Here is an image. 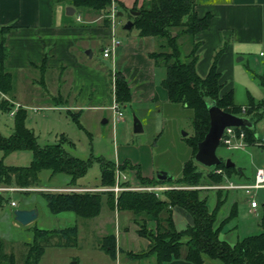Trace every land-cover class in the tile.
<instances>
[{
  "label": "trees",
  "instance_id": "1",
  "mask_svg": "<svg viewBox=\"0 0 264 264\" xmlns=\"http://www.w3.org/2000/svg\"><path fill=\"white\" fill-rule=\"evenodd\" d=\"M59 1H67L75 8H88L107 14L112 0ZM196 4L197 0H149L144 5L134 6L131 10L137 14L133 15L131 12L129 15L131 29L135 28L139 37L152 36L158 41V50L151 53L150 57L155 66L162 64L165 69L160 84L167 92L168 102L192 112V134L186 140L191 157L185 161L177 178L169 181L147 179L141 176L138 167L135 168L127 161L118 166L125 172L136 169V177L141 184L139 188L171 187L159 191L163 193L162 198H159L158 192L130 189L132 187L128 182L118 183L119 181L117 185L122 190L115 193L113 191L116 186L115 163L101 158H81L70 154L66 149L70 141L63 135H60L57 143L39 146L33 132L25 126L26 110L20 106L13 115L12 132L7 136L0 133V152L7 155L15 151H29L32 158L26 166L4 165L0 159V185L6 188L13 186L17 189H26V192H30L28 191L30 188L37 187L38 174L42 170H49L51 174H66L72 183L85 175L93 158L100 165L99 188L103 190L38 191L44 197L50 213L73 212L78 217L93 218L99 214L102 197L106 196L109 208L128 211L137 217L143 216L134 219V222L138 225L137 234L146 238L149 244L145 250H140L136 254L128 253L132 259L154 257L155 264H168L181 257V248L184 246V260L190 264H203L205 259L217 260L220 264H264V214L260 218L261 231L258 234L235 240L220 237L223 226L236 216L237 202L236 197L231 199L227 216L222 220L217 219L220 208L229 198V193L235 191L211 187L222 185L225 180L241 177L242 171L236 169L235 165L226 167L225 162L221 161L206 174V182H201L202 174L196 170L192 161L197 143L204 138L209 128L206 107L208 102L214 101L216 106L225 112L249 118L253 126L241 128L245 132L246 146L258 144L259 138L254 126L264 118V97L259 101L249 98L247 106H239L234 103L233 89L224 90L225 84L217 68V58L221 50L214 55L204 76L196 71L199 42H191L185 59L181 58L179 36L193 38L207 29L211 21L209 13L202 16L196 13ZM105 21L109 25L107 18ZM10 30V26H0V111L7 113L15 108L14 103L9 100L13 89L12 74L4 67L6 59L4 43ZM108 75H111L110 71ZM252 75L257 77L264 93V73L257 75L253 72ZM114 76L115 99L120 105L127 104L130 101L128 84L121 73L115 72ZM70 115L78 123V116ZM216 169L221 170V173H215ZM250 181L247 180L245 183ZM173 207L185 210L191 218V223L182 230L175 227L171 213ZM146 220L156 222L155 234L147 230ZM34 236L33 245L25 244L29 249L21 264H38L43 251V246L37 243L38 238L61 237L75 242L77 228L73 226L53 230L34 229ZM100 249L115 260L114 234L102 238ZM0 264H18L14 255L4 250L1 239Z\"/></svg>",
  "mask_w": 264,
  "mask_h": 264
},
{
  "label": "crops",
  "instance_id": "2",
  "mask_svg": "<svg viewBox=\"0 0 264 264\" xmlns=\"http://www.w3.org/2000/svg\"><path fill=\"white\" fill-rule=\"evenodd\" d=\"M67 7L73 8L72 15H66ZM195 11L199 16L206 13L211 15L207 29L196 34L193 38H186V47L189 50L191 42H199L196 62V71L199 75L204 76L207 73L214 55L219 50L221 53L217 58V68L221 73V80L225 84L224 90L232 88L229 86L233 84L236 63L246 62L248 68L257 75L264 73V55H261L264 52V0L211 2L197 0ZM106 18L104 11L75 8L67 1L0 0V26L11 27L5 37L6 59L4 67L12 74L13 80L14 76H18L25 82L23 85L30 84L31 87L37 82L39 85L38 88L35 87L30 92V95H25L24 99H15L13 82L9 100L14 105L25 109L63 110L66 114L70 113L78 117L84 111H94L96 116H106L107 118L111 116L112 119L113 115L109 107L113 97L108 73L114 71L123 75L130 89V101L120 105L121 110L125 106L138 104L167 103V92L160 84L164 76L159 81L156 80L157 66L150 57L151 53L158 50V41L155 37H139L136 32L126 34L124 38V35L118 33L116 38L117 30L114 26V38L119 41V45L113 50L112 56L108 57L110 68L105 67L107 65L104 63H95L92 60L94 47H98L101 51L110 43L111 29L106 24ZM13 70L16 72L15 75L12 73ZM30 71L37 72V76L31 74ZM20 82L18 81V83ZM47 96L49 99H46ZM108 120L104 119V122H108ZM58 135H64V133ZM125 161L135 168L138 167L141 176L147 179H156L155 173L160 172L159 169L155 171L148 146L139 145L138 147L124 148L121 151V157L118 155L117 160L113 162L122 177L129 174V183L134 185L132 189L135 190H139L140 187L136 177V169L128 170L125 173L118 167ZM254 171L252 176L246 180H252ZM121 179L118 183L121 182ZM135 184L139 185L135 186ZM36 186L30 190L100 189V184L89 187L80 184L77 180L71 183L66 178L58 186ZM106 204L109 208L107 199ZM10 206H12L11 203ZM32 208L37 210L38 217V208L33 202L16 209ZM109 210L114 220V233H112L115 237L116 256L114 261L115 264H125V262L127 264L129 259H132L127 255L128 253L136 254L140 250H145L149 244L146 238L137 234L138 225L134 222V219L143 216L127 215L128 211H118L116 208H109ZM68 213L73 212L50 213L49 219L66 221ZM171 213L177 230H182L191 223V218L185 210L173 207ZM97 217L98 215L93 218L96 219ZM33 221L21 225L14 220L13 212L3 211L1 216L4 228L10 227L20 231L30 229ZM146 228L155 234L156 222L146 220ZM4 232L5 230L0 228L1 239ZM220 237L224 238L222 235ZM184 253L185 247L183 246L181 257L168 264H190L184 260ZM149 258L144 259L145 263L155 264V260L149 262ZM203 264L209 263L205 259Z\"/></svg>",
  "mask_w": 264,
  "mask_h": 264
},
{
  "label": "rangeland",
  "instance_id": "3",
  "mask_svg": "<svg viewBox=\"0 0 264 264\" xmlns=\"http://www.w3.org/2000/svg\"><path fill=\"white\" fill-rule=\"evenodd\" d=\"M148 1L149 0H114L116 6V38L118 37V33L124 35V38L126 34H134L137 32L135 28H132L130 31H125L123 26L129 20V15H131V9L133 7H139L146 4ZM204 1L211 2L223 0ZM118 13L120 14L118 15ZM187 37L188 36L180 35L178 38L179 51L183 60L189 50V48L186 47ZM92 60L95 63H104V65H107L105 67L110 68L109 58H103L98 47L93 48ZM248 67L246 62L236 63L234 80H232L233 84L229 86L233 89L234 103L239 106H247L249 104V98L259 101L264 97L263 89L257 77L252 75L253 71L249 70ZM164 72L165 69L162 64L161 66H157L155 71V78L157 81L165 75ZM12 73L14 74L16 72L13 70ZM30 73L37 76V72L35 71H30ZM18 81L21 82L18 83ZM13 82L15 85V99H24L25 95H30V92H32L35 87L38 88L39 86L38 82L34 83L31 87L30 84L23 85L25 82L18 76H14ZM46 99H49V97L47 96ZM21 102L24 103V101ZM24 104L28 105L26 102ZM25 110V126L33 132L37 144L41 147L59 142L60 135L58 134L64 133L63 136H67L66 138L70 141V145L66 146L70 154L81 158L95 157L107 161H114L117 160L118 155L121 157V151H123L124 148L144 145L149 147L155 171L159 169V171L168 172L173 178H177L180 175L183 163L190 159V150L186 140L192 134V112L180 105L171 104L169 102L162 104L159 102L157 105L154 103H146L125 106L122 110L123 120L116 122L114 127L111 116L110 118L106 116L99 117L94 114V111H84L79 115L77 123L63 110ZM133 115H135L142 124L143 131L141 133L133 132ZM104 119L109 120L108 122H104ZM12 129L13 116L10 115V113L0 111V133L7 136L12 132ZM254 130L259 138L258 144L256 145H249L244 148H224L219 145L217 148L216 154L221 161L225 162L226 159H230L234 163L236 169L242 171L241 177L225 180L223 184L245 183L247 181L246 179L252 176L256 167L264 168V118L255 124ZM31 158V152L29 151H15L7 155H3L0 152V159L4 165L26 166L29 164ZM192 161L196 170L202 174L201 182H206V174L212 171L213 167H205L194 159ZM51 175L49 170L40 171L37 185L41 187H53L61 185L64 178L69 181L71 180L66 174L59 173ZM128 175L121 179V183H129L130 178ZM99 177L100 165L97 160L92 158L91 165L87 172L84 176L78 178L77 182L93 187L99 184ZM129 185L131 187L134 186L131 185V183H129ZM138 185L139 184H135V186ZM149 187L155 186H147L146 188ZM0 188H2L1 185ZM11 188L15 187L12 186ZM30 189L28 190L30 192H26V189L0 191V228L5 230L2 234V239H0L4 243V250L8 253H12L18 264L22 263V259L29 249L25 244L33 245L34 243V229L53 230L55 227H57V229H65L73 226L77 228L75 242L61 237L52 238L50 236H45L38 238L37 243L43 246L42 255L39 258L38 264H115V261L100 249L102 237L114 233L113 215L110 214L111 211L107 207L106 196L102 197L100 215L98 214L96 219L78 217L73 213H68L69 215H67L68 218L66 221L62 219L55 221L53 218L49 219L51 215L46 201L40 192H38L44 190L39 189L36 191L37 189H35L34 191ZM157 195L159 198L163 197L162 192H158ZM213 196L214 193H212L211 197ZM235 197L237 202L236 216L223 226L221 232V235L227 240L242 239L243 237L258 234L261 231L259 222L264 214V189L257 192L256 199L259 205L254 213L248 210L246 197L243 192H230L227 202L218 212L217 219L222 220L227 216L231 199H235ZM11 202H14V207L10 206ZM31 202L35 203L39 215L33 221L30 229L20 231L19 229H12L10 227L4 228L1 222L3 211L12 213L17 207L25 206ZM128 214L130 215L132 213L129 212L127 215ZM126 257L125 260H127ZM206 260L209 264H220L217 260ZM148 261L152 262L154 258L150 257ZM127 264L147 263H145L143 258H135L129 259Z\"/></svg>",
  "mask_w": 264,
  "mask_h": 264
},
{
  "label": "built area",
  "instance_id": "4",
  "mask_svg": "<svg viewBox=\"0 0 264 264\" xmlns=\"http://www.w3.org/2000/svg\"><path fill=\"white\" fill-rule=\"evenodd\" d=\"M106 17L109 20V26L111 29V38L109 41L110 43L101 49L103 58L111 57L113 50L119 45V41L116 38H114V34H113V29H114L115 20H116V6L114 3V0L111 1ZM261 55H264V52H262ZM114 73H115L114 71H111V75H110L111 77L110 78V89H111L113 100H112L111 106L109 107L113 115L112 117L113 126L116 122L123 120V112L121 110L120 104L115 99ZM17 108L18 106L15 105V108L10 112V115L13 116ZM219 145L223 146L224 148H231V147L244 148L246 146L244 130L241 128H236V127H226L223 130V133L221 135ZM215 173H221V170L216 169ZM121 178H124V177H122L121 174L118 172V170H116L115 172L116 186L113 188V191L115 193L122 190V188L118 187L117 185V182ZM170 188L171 187H168V186H155V187H149V188L144 187L140 189L146 190V191L159 192V191L168 190ZM211 188L243 192L246 197L248 210L251 212H254L259 205L256 199L257 192L259 190L264 189V168L262 167L256 168L254 171L252 180L248 183H242V184L230 183L229 185L222 184L218 186H213ZM13 190H17V188H6V187L0 188V191H13ZM11 205L14 206V203L11 202Z\"/></svg>",
  "mask_w": 264,
  "mask_h": 264
},
{
  "label": "water",
  "instance_id": "5",
  "mask_svg": "<svg viewBox=\"0 0 264 264\" xmlns=\"http://www.w3.org/2000/svg\"><path fill=\"white\" fill-rule=\"evenodd\" d=\"M66 15H72L74 10L72 7H67ZM136 15V12H132ZM132 22L128 20L123 26L124 30H130ZM208 115H209V128L204 138L199 141L196 145V152L194 160L205 167H214L221 163L220 158L216 154V150L220 144V138L223 130L226 127L236 128H251L253 123L245 116H238L221 110L216 106L214 101L206 104ZM132 127L134 133H141L143 131L140 120L133 115ZM225 166H234V163L230 159L225 160ZM157 180L169 181L173 179V176L166 172L160 171L155 173ZM13 217L16 222L21 225H26L32 222L37 217V210L32 209H15L13 211Z\"/></svg>",
  "mask_w": 264,
  "mask_h": 264
}]
</instances>
